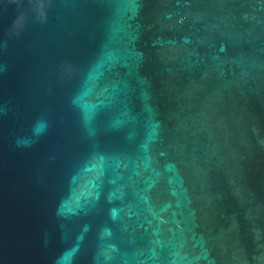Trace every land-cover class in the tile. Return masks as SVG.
I'll return each instance as SVG.
<instances>
[{
  "label": "water",
  "instance_id": "95a60500",
  "mask_svg": "<svg viewBox=\"0 0 264 264\" xmlns=\"http://www.w3.org/2000/svg\"><path fill=\"white\" fill-rule=\"evenodd\" d=\"M0 264H264V0H0Z\"/></svg>",
  "mask_w": 264,
  "mask_h": 264
}]
</instances>
